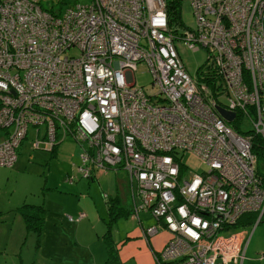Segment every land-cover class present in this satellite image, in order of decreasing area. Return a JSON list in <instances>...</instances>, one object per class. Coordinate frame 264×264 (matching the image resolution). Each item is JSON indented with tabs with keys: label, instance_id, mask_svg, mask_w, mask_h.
<instances>
[{
	"label": "built area",
	"instance_id": "built-area-1",
	"mask_svg": "<svg viewBox=\"0 0 264 264\" xmlns=\"http://www.w3.org/2000/svg\"><path fill=\"white\" fill-rule=\"evenodd\" d=\"M166 1L89 0L53 12L39 0H0V164L13 163L27 125L35 147L74 139L80 176L123 169L131 215L154 217L142 233L168 232L157 264H237L247 236L219 230L264 210L251 151L253 135L264 139V0H187L192 25L170 19ZM177 39L206 50L194 74ZM137 64L147 87L135 82ZM187 150L206 170L186 173Z\"/></svg>",
	"mask_w": 264,
	"mask_h": 264
},
{
	"label": "rangeland",
	"instance_id": "rangeland-1",
	"mask_svg": "<svg viewBox=\"0 0 264 264\" xmlns=\"http://www.w3.org/2000/svg\"><path fill=\"white\" fill-rule=\"evenodd\" d=\"M88 1L89 0H39L43 8L53 12L62 11L64 8L72 6L75 3H86ZM179 2L180 18L184 23L192 25L191 7L188 1L179 0ZM174 43L186 70L190 74H194L196 68L201 66L205 61L206 50L203 48L192 50L180 39L175 40ZM76 51L77 49L75 47L68 48V53H76ZM205 68L206 67H203V70ZM133 74L136 84H142L144 87L149 85L150 76L143 70L140 64H137V68L134 70ZM219 98L223 102L226 101V96L223 94H220ZM229 123L230 125L232 124L231 121ZM249 125V120L245 119L241 122L240 128L246 129ZM14 129L15 124H11L9 130L13 132ZM2 134H5V128L0 127V141L3 139ZM34 141L35 128L31 125H27V130L16 149L17 159L15 164L13 166L0 164V264H20L21 260L24 259L31 261L33 257L38 258L50 255V253L45 251L44 237L46 235H51L53 221L57 217V210L67 209L69 206H67V201L57 202L53 200L51 201V206L47 209L45 194L41 192L47 191L48 186L42 190L40 188L47 184L51 186L50 189L53 190V194L55 190H59L64 193L73 194L74 197L77 198H80L82 194L87 198V200L82 201V207H84L82 211L86 212V215L80 219L81 221L79 223L77 222L79 225L75 228L76 234L74 238H71L72 248L79 251L66 261L68 263L72 262V264H82L83 260L87 261L86 264H113L116 256L114 247L115 234L111 230L112 237L105 235L102 240L101 233L104 231L103 224H98V222L96 224V222H94L93 227L90 223L95 213L94 209H96L98 205L101 206L105 215L104 205L106 200L102 197V193H112L110 189L116 186L117 178L121 180V188L116 187L114 193L116 192L120 195V201L122 195H125L127 204L124 205V207L129 206L131 196L126 172L120 168L116 170L108 169L107 175H101L97 180L93 179L88 184V178L80 176L75 165L80 162L83 143H78L74 139L61 138L53 147L54 149L50 151L43 148L41 144L35 147ZM182 162L186 166L187 174L193 171L200 172L207 168L204 161L197 154L189 150L183 153ZM261 167L262 168L257 167L258 172L264 176V166ZM64 170H66L67 173L65 175H71L72 180L79 176L78 179L73 181L77 186L74 190L54 187L55 177H58L61 171ZM63 175L64 173L62 177ZM64 182L67 181L64 180ZM92 200H95V202L92 203ZM24 201L39 203L45 209L43 215L44 223L40 233L24 231L25 222L19 215L20 212L18 211V213L15 211L16 206H19ZM123 202L124 200L122 199V203ZM119 205L122 204L120 203ZM112 212L115 213L114 211ZM140 212L142 213L141 217H150L154 220V217L148 210H140ZM256 215L257 213L254 212L252 222L245 225H229V227L219 230V234L226 235L238 229H246L248 233H251L252 227L255 226ZM244 217L245 215H243L241 219H244ZM262 221L259 223V226L264 227V221ZM115 225L116 224L113 223L112 228H114ZM163 234L164 232L159 233L158 237H162ZM166 236L160 239L158 251L167 240ZM251 244L252 243H249L248 250L244 252L245 259L253 256L257 257L258 255L257 249L256 252L253 251V253L250 254ZM3 246H5V248H3ZM158 251L154 253L157 254ZM78 254L80 255L79 257ZM229 264L234 263L230 260ZM244 264H246V260H244Z\"/></svg>",
	"mask_w": 264,
	"mask_h": 264
},
{
	"label": "crops",
	"instance_id": "crops-1",
	"mask_svg": "<svg viewBox=\"0 0 264 264\" xmlns=\"http://www.w3.org/2000/svg\"><path fill=\"white\" fill-rule=\"evenodd\" d=\"M17 159V155L13 163L9 166H13L15 164V161ZM108 170V169H107ZM107 170H96L94 171L93 175L88 178V184L93 179H98L101 175H107ZM64 173L63 177L62 174ZM116 173V171H115ZM66 170L61 171V174H59L58 177H55L54 187L62 188V189H68V190H74L77 186L73 181L79 178L76 177V179L72 180L69 176H66ZM116 175V174H115ZM71 176V175H70ZM66 180L67 182H64ZM116 186L111 187L112 193L103 192L102 197H104L105 201V215L104 211L101 208L100 205L94 209V215L92 217L90 225L94 227V222H98V224H103L104 231L101 233V238L103 240V233L105 232L106 228L109 226L110 230L107 233V235L111 236V230L115 234L114 238V247L116 251V256L114 258L113 264H155L154 260V252L158 251V247L160 244V239L166 236L168 237V232L161 227L160 225H157V231L148 235L142 233V228L146 225L152 224L155 222L150 217H141L142 213L138 211V218L131 215L132 206H133V200L131 197V202L128 207H124V205L127 204L126 196L122 195V199L124 202L122 203V199L120 201V195L117 194L115 191L116 187L121 188V180L120 178L116 179ZM45 181V180H44ZM47 182V181H46ZM46 186H48V190L45 192H41L45 194V202H46V208L48 209L51 206V201H67V206H69L67 209H59L57 210V217L53 221V226L51 230V235H46L44 237L45 241V251L50 253V255H45L38 258H32L31 261L27 260H21L20 264H72V262L68 263L66 260L73 257L75 253H77L79 250H76L72 248L71 246V238H74L76 231L75 228H77V222L79 223L81 218L86 215V212L82 211L84 207H82L83 202L87 200L85 195H80V198L74 197L73 194L64 193L63 191L55 190V193L53 194V190L50 189V185H44L43 187H40L41 190L44 189ZM121 190V189H120ZM130 192V188H129ZM131 196V195H130ZM25 202V201H24ZM95 200H92V203H94ZM27 203H33V202H27ZM101 203V201H100ZM122 205H119V204ZM22 204V203H21ZM33 204H39V203H33ZM44 204V203H43ZM41 205V204H39ZM103 206V208H104ZM17 207V206H16ZM42 207V213H41V223L40 228L38 231H33L30 229H26V226L24 225V231H32L36 233H40L42 229V225L44 223V208ZM115 208V209H114ZM86 209V208H85ZM15 211L18 212V210ZM114 211L115 213H113ZM78 212H82L83 216L79 220H68L66 217V214H70L72 217L76 216ZM19 213V212H18ZM109 213H113L112 217L113 220L110 221L109 225L107 224L109 221ZM19 215L22 217V215L19 213ZM248 214L245 215L247 217ZM23 218V217H22ZM24 220V218H23ZM68 221V222H67ZM260 221L255 222V226L252 227L251 233L246 229H238L236 230L238 234L242 235L243 237L248 236L249 237L245 239L244 245H243V257L241 261L237 264H244V260H246V264H264V227L259 226ZM264 221V219H263ZM262 221V222H263ZM25 222V221H24ZM113 223L116 224L114 228ZM249 222H244L243 219L240 220L239 224H248ZM72 225V226H70ZM96 226V225H95ZM164 232L162 237H158L159 233ZM112 237V236H111ZM37 243V240H36ZM249 243H252L250 246V251L252 254L253 251L257 252V257H249L245 259L244 252L248 250ZM5 248V246H3ZM80 255L78 254V257ZM64 259V260H62ZM87 261L83 260L82 264H86ZM230 261H228L227 264H229ZM236 264L235 262H233Z\"/></svg>",
	"mask_w": 264,
	"mask_h": 264
},
{
	"label": "trees",
	"instance_id": "trees-1",
	"mask_svg": "<svg viewBox=\"0 0 264 264\" xmlns=\"http://www.w3.org/2000/svg\"><path fill=\"white\" fill-rule=\"evenodd\" d=\"M166 9H167V13H168L170 19L174 20L175 22L182 20L180 18V2H179V0H167L166 1ZM53 149L54 148H51L50 151H52ZM251 151L255 154L256 169L258 171V168H262L261 166H264V139L259 134L253 135V140H252V144H251ZM263 182H264V178H263ZM16 210H18L20 212V214L22 215V217L24 218L26 229H30L33 231L39 230L40 223H41V213H42L41 205L23 202L22 204H20L19 206L16 207ZM112 214L113 213H109V221L107 223L108 225H109L110 221L113 220L112 217L115 216V215L112 216ZM67 215L68 214H66V217H67ZM253 218H254V214H248L247 217H244L243 221L244 222H252ZM262 219H264V210L261 212L257 221H260ZM109 230H110V228L108 226L106 228L105 232L103 233V236L107 235ZM153 256H154L155 264H157L156 254L154 253Z\"/></svg>",
	"mask_w": 264,
	"mask_h": 264
},
{
	"label": "water",
	"instance_id": "water-1",
	"mask_svg": "<svg viewBox=\"0 0 264 264\" xmlns=\"http://www.w3.org/2000/svg\"><path fill=\"white\" fill-rule=\"evenodd\" d=\"M216 110L227 121L230 120L233 117V112L232 111H227V110L223 109L220 106H216Z\"/></svg>",
	"mask_w": 264,
	"mask_h": 264
}]
</instances>
